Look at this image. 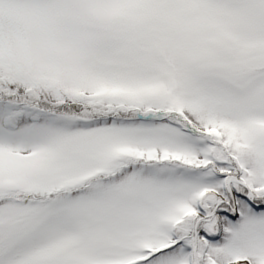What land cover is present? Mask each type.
<instances>
[{
  "label": "rangeland",
  "instance_id": "374dc122",
  "mask_svg": "<svg viewBox=\"0 0 264 264\" xmlns=\"http://www.w3.org/2000/svg\"><path fill=\"white\" fill-rule=\"evenodd\" d=\"M0 188V264H264V0H0Z\"/></svg>",
  "mask_w": 264,
  "mask_h": 264
},
{
  "label": "trees",
  "instance_id": "16d2710c",
  "mask_svg": "<svg viewBox=\"0 0 264 264\" xmlns=\"http://www.w3.org/2000/svg\"><path fill=\"white\" fill-rule=\"evenodd\" d=\"M59 106H54V107H46V109L48 110L49 113H55L57 110H63V108H57ZM158 108H166V109H169L171 108V105L169 104L168 106H164V105H161V106H158ZM0 190H4V189H1ZM8 197L10 198L11 200H17V201H22L24 200L25 198H27L28 200L30 201H34V205L35 207L38 206V204H40L43 200V197L41 196H38V195H34V194H31V193H28V192H25L21 189H18V188H11V189H5L4 191V195L3 197ZM187 213H190V212H187ZM176 228V226H175ZM175 239H178L180 236H179V231H178V228L175 229Z\"/></svg>",
  "mask_w": 264,
  "mask_h": 264
},
{
  "label": "water",
  "instance_id": "95a60500",
  "mask_svg": "<svg viewBox=\"0 0 264 264\" xmlns=\"http://www.w3.org/2000/svg\"><path fill=\"white\" fill-rule=\"evenodd\" d=\"M249 200L252 203V205L255 206L256 208L264 207V203H255L252 199H249ZM233 210H235V208H233Z\"/></svg>",
  "mask_w": 264,
  "mask_h": 264
}]
</instances>
